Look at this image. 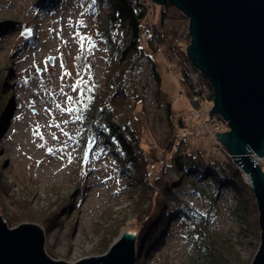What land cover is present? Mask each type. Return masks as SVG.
<instances>
[{
    "label": "rangeland",
    "instance_id": "rangeland-1",
    "mask_svg": "<svg viewBox=\"0 0 264 264\" xmlns=\"http://www.w3.org/2000/svg\"><path fill=\"white\" fill-rule=\"evenodd\" d=\"M155 5L150 16L155 12L157 18L162 5ZM166 11L164 31L178 32L174 43L182 44L185 56L175 54L168 67L163 48L154 53L161 93L151 65L140 62L124 77V87L132 95L129 102L114 107L118 119L142 130L146 153L157 150L162 159L149 167L150 182L155 183L157 177L159 182L146 190L136 180L140 175L137 170L118 164L111 144L93 143L88 151L78 142V105H89L90 95L106 89L112 55L116 54L115 43L97 31L99 25L94 19L100 13L94 15L82 0H0V81L4 84L0 101L6 100L0 111V215L9 228L28 223L43 229L45 252L54 260L74 263L104 255L126 232L134 234L137 242L143 227L140 215L150 212L148 208L155 207L156 201L165 200V183L175 194L172 201L166 200V213L174 216L165 221V237L150 255L136 249L135 264H209L199 257L193 237L215 245L212 250L204 247L211 254L214 247L222 246L221 240L235 243L237 261L232 264H250L258 251L261 230L254 224L256 220L258 223L259 211L251 186L240 195L227 185L217 188L211 176L201 177L199 173L196 180L191 174L182 181L180 172L173 165L167 166L171 154L163 147L172 122L189 148L236 164L217 139L216 134L229 128L219 115L209 114L214 104L204 92L209 91L210 84L198 87L192 83L195 93L190 97L181 93L177 74L183 66L181 55L189 60L186 49L191 41L190 37L184 39L189 20L172 5ZM27 29L31 35L24 37ZM173 36H166L165 43L170 44ZM77 81L81 84L73 90ZM136 95L143 99V104L136 106L137 111L144 110L139 122L130 118ZM180 119L181 127L177 124ZM183 160L188 169L191 159ZM197 163L199 169L204 165L199 159ZM261 166L264 170V158ZM241 171L249 186L247 174ZM217 191L220 194L216 198ZM243 207L244 215L252 214L255 221L243 223ZM188 210L206 224L209 238L198 234L200 226L186 216ZM149 221L154 224L156 218Z\"/></svg>",
    "mask_w": 264,
    "mask_h": 264
},
{
    "label": "trees",
    "instance_id": "trees-1",
    "mask_svg": "<svg viewBox=\"0 0 264 264\" xmlns=\"http://www.w3.org/2000/svg\"><path fill=\"white\" fill-rule=\"evenodd\" d=\"M82 1L92 8L94 15L100 13L98 14L100 16L94 19L98 23L97 25H99L97 31L103 39L115 43L116 54L112 55V61L109 66V78H107L108 83L105 87L106 89L101 91V93L97 91L93 93L92 96L90 95L91 99L89 105H78L79 109H77L76 121H79L81 125L78 142L83 149H88V151L93 143L99 144L100 141H102L111 144L112 147L110 148V151L117 156L118 164H122L125 168H134L137 170L140 175L136 180L140 182V186L146 189L147 186H153L155 183L159 182L158 177L154 179L155 183L150 182L149 167L155 163H160L162 159H160V154H158L157 150H154V152L150 154L146 153L145 149H143V140L140 135L142 130L135 126L134 123L133 126H131L128 122H122L118 119L119 116L115 112L114 107H118L119 105L124 106L129 102L132 95L124 87V77L129 71L133 70V68L140 64V62L146 61L151 65L153 70L152 75L158 86L157 91L158 93H161V79L153 60L154 53H157L163 48L165 62L168 67L171 66L170 62L174 61L175 54L182 53L183 57L185 56V51H183V47H181L182 44L178 45V42L174 43V39L179 36L178 32L175 30L169 32H167V30L164 31L165 21L168 19V13L166 10L169 6L171 7V5H163L161 7L162 10H159L160 12L156 18L154 11L153 16H150L151 9L155 8L156 5L148 0ZM181 27L185 28V26ZM181 27H179V30ZM173 33L174 36L171 41H169L170 44H166V36ZM181 33H183V31ZM114 37H116V39H114ZM187 38L189 39L188 34L184 39L187 41ZM182 55V61L180 60L181 63L188 60H184ZM192 66L189 65L188 69H185L183 63L182 68H179V73L177 74L180 75V84L183 87L181 93H186L189 97L195 93L193 92L195 86L192 83L196 85L194 82V73H192V70L195 69L193 68L194 66ZM206 81V83H208L207 79ZM197 84H200L199 80H197ZM3 87L4 84L0 81V89ZM3 92L4 90L2 89L1 93ZM213 92L212 85H210L208 92H204V94L207 95L206 99L211 102L214 101ZM4 101H0V111L3 108ZM140 102L143 104V99L137 97V95L134 96V106L132 109V117L130 118L135 122L140 121L138 117L143 114L144 111L143 109L140 111L136 110V106ZM169 105L170 104L167 105V113L171 116V107ZM178 123H180L179 125L181 127L182 120L180 119L177 124ZM175 124L172 122L169 126L171 128L170 133L165 139L164 149H162L164 152L171 154L167 166L173 165L174 169H177V171L180 172L182 181L187 178V175L191 174H194L191 176L196 180V176L199 173L201 177L211 176L217 188L226 187L227 185V187L236 189V193H239L240 195L241 193H244L247 188H250L242 176V171L234 166L232 162L229 163L225 159L218 158L214 153H208V151L203 152L201 150L189 148L186 143L187 139L178 137L179 135L176 133ZM190 149L192 151H190ZM184 150L189 153H184ZM187 157L188 159H191L190 169H185V160H183V158L185 159ZM198 159L202 160L204 164L200 169L197 163ZM196 167H198V172H196ZM1 180H3V176L0 172V181ZM4 193L8 197V193L6 191H4ZM163 193L166 196L163 198L165 199L163 200L164 202L156 201L155 207L150 206V208H148L152 213L151 215L149 211H142V214L140 215L142 221L141 225H143V227L140 228V233H138L140 237L138 236L137 238L136 249L144 251L145 256L150 255L151 251L163 241L166 234L165 221H168L174 216L172 212H169L170 214L166 213L169 207L167 206L168 204L166 200L172 201L175 198L171 185L165 183L163 185ZM216 194L217 198L220 192L217 191ZM246 201L249 200L246 199ZM242 202L246 206L245 201L242 200ZM154 208L160 210V212L155 211L154 213ZM243 210L244 213L240 210V216L243 218V223L244 221L248 223L249 219L252 220L255 216H252V214L245 216L244 214L247 213L244 207ZM188 212L189 213H185L186 216L192 220L193 224L200 226L199 228L195 225L196 228H199L197 231L198 234L201 235V237L206 234L209 238L210 233L206 224L202 225V223L198 221L199 217L192 214L189 210ZM153 216L156 218L154 224L149 221ZM249 225L251 226V223ZM254 225L257 228L259 227L257 220ZM200 239L198 240L193 237V240H195V243L197 244V248L200 250L199 257L207 260L206 262L209 264H232L237 261V255H234L235 243L232 242L231 244V241L221 240L223 242L222 246L214 247L215 250H213L214 252L211 254V252L206 253V249L211 248L212 250V246L215 245L211 246L206 243L204 244ZM204 247L206 249H204ZM168 264H170V262H168Z\"/></svg>",
    "mask_w": 264,
    "mask_h": 264
},
{
    "label": "water",
    "instance_id": "water-1",
    "mask_svg": "<svg viewBox=\"0 0 264 264\" xmlns=\"http://www.w3.org/2000/svg\"><path fill=\"white\" fill-rule=\"evenodd\" d=\"M174 6L189 20L187 57L214 90L209 114L219 115L229 131L216 134L249 177L257 200L259 248L250 264H264V0H150ZM31 30L23 32L29 37ZM252 150V151H251ZM43 229L23 223L9 228L0 215V264H135L136 236L126 232L101 256L74 263L52 259L44 249Z\"/></svg>",
    "mask_w": 264,
    "mask_h": 264
},
{
    "label": "built area",
    "instance_id": "built-area-1",
    "mask_svg": "<svg viewBox=\"0 0 264 264\" xmlns=\"http://www.w3.org/2000/svg\"><path fill=\"white\" fill-rule=\"evenodd\" d=\"M187 61H189V60H186V61L182 62V63H184V68L185 69H188V67H189V65H187L188 63H186ZM185 63H186V65H185ZM193 73H194V82L196 83V86L200 87V84H201V85H203L205 87L206 84H207L206 83L207 81H206L205 77L202 76L200 73H198V71L196 69H195V72H193ZM197 80H199L200 84H197ZM195 99H198V97H196Z\"/></svg>",
    "mask_w": 264,
    "mask_h": 264
},
{
    "label": "bare ground",
    "instance_id": "bare-ground-1",
    "mask_svg": "<svg viewBox=\"0 0 264 264\" xmlns=\"http://www.w3.org/2000/svg\"><path fill=\"white\" fill-rule=\"evenodd\" d=\"M198 71V73H200V70H197ZM193 72H195V70H192V73ZM202 76H204L202 73H200ZM205 77V76H204ZM205 79H207V77H205ZM208 80V79H207ZM252 151V150H251ZM247 156H253V159L252 160H255V162H258V164H260L261 165V163H262V160H263V158H261V157H259L258 155H256V153H254L253 151L251 152V153H247L246 154ZM248 179H249V177H248ZM130 234V233H129Z\"/></svg>",
    "mask_w": 264,
    "mask_h": 264
},
{
    "label": "snow or ice",
    "instance_id": "snow-or-ice-1",
    "mask_svg": "<svg viewBox=\"0 0 264 264\" xmlns=\"http://www.w3.org/2000/svg\"><path fill=\"white\" fill-rule=\"evenodd\" d=\"M93 2H95V0H93ZM83 39H84V37H81V40H83ZM81 47H83V44L81 45ZM80 84H81V82L80 81H77V84L73 86V90H75L76 87L79 86ZM83 92H84V89L81 88V94H83ZM68 99L71 100L72 98L71 97H68ZM89 99H91V97H89Z\"/></svg>",
    "mask_w": 264,
    "mask_h": 264
}]
</instances>
